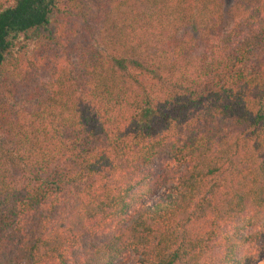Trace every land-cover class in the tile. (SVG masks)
Segmentation results:
<instances>
[{"label": "trees", "instance_id": "trees-1", "mask_svg": "<svg viewBox=\"0 0 264 264\" xmlns=\"http://www.w3.org/2000/svg\"><path fill=\"white\" fill-rule=\"evenodd\" d=\"M126 254H264V0H0V264Z\"/></svg>", "mask_w": 264, "mask_h": 264}, {"label": "rangeland", "instance_id": "rangeland-1", "mask_svg": "<svg viewBox=\"0 0 264 264\" xmlns=\"http://www.w3.org/2000/svg\"><path fill=\"white\" fill-rule=\"evenodd\" d=\"M165 162H166L165 157L158 159L155 163L154 168L158 170L159 168L164 167ZM85 241H86L85 237L83 235H80L78 242L73 246L72 249V253L75 257H79L81 255L82 250H84ZM131 259H132V255L129 256L128 254H126L119 264H124L125 263L124 261L129 262ZM44 264H53V263L46 261V263ZM254 264H264V254H259L256 260L254 261Z\"/></svg>", "mask_w": 264, "mask_h": 264}]
</instances>
